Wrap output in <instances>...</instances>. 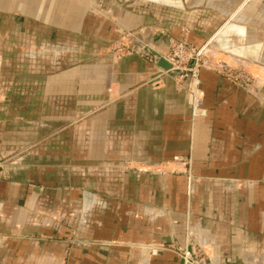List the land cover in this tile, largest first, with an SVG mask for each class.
<instances>
[{"label": "crops", "instance_id": "obj_1", "mask_svg": "<svg viewBox=\"0 0 264 264\" xmlns=\"http://www.w3.org/2000/svg\"><path fill=\"white\" fill-rule=\"evenodd\" d=\"M32 1L0 15V264H182L191 245L207 264H264V87L202 68L193 117L172 75L152 82L157 57L104 51L139 8ZM190 29L196 45L218 30ZM222 30L221 45L244 33Z\"/></svg>", "mask_w": 264, "mask_h": 264}, {"label": "rangeland", "instance_id": "obj_2", "mask_svg": "<svg viewBox=\"0 0 264 264\" xmlns=\"http://www.w3.org/2000/svg\"><path fill=\"white\" fill-rule=\"evenodd\" d=\"M25 1L27 0H0V15H6L10 11L12 13L22 11L20 8H23ZM45 1L33 0L31 6L37 8L51 6V3ZM82 1L85 4L89 3L91 9L99 13L118 15L120 14V7H126L127 9L137 7L143 12L140 15L150 16L154 14L157 19L151 20L145 16L142 24L132 29L120 31L104 51L116 57L137 54L152 59L155 56L152 52L153 43L158 38L163 39L167 44V51L165 54L160 55L169 64V67H163L160 64L161 73L152 79V82H159L161 80V78H158L160 75H172L177 88L185 91L188 97L190 77L194 72H197L200 90L204 93L203 108L205 92L201 85L200 72L202 68L215 70L233 84L240 85L255 95L263 90L264 0ZM122 3L125 6H120ZM80 7L85 6L81 4ZM167 16L170 17L168 19L171 22H178L179 30L177 34L169 28L171 24L165 23ZM4 18L5 16H2L1 20ZM187 24L201 25L202 28H207L212 32L221 25L222 28L220 27L214 33L209 31L208 34H212L208 41L202 45H196L190 38V28L193 25L189 27ZM230 24L240 25L244 28V33L241 36L236 33L230 34L226 38L225 45H221L218 37L223 32L222 29ZM186 73L189 76L182 78ZM235 76H239V78L235 80ZM246 78L251 80L248 81ZM188 162L186 167L189 170L191 168L190 159H188ZM204 259L206 260L205 255Z\"/></svg>", "mask_w": 264, "mask_h": 264}, {"label": "built area", "instance_id": "obj_3", "mask_svg": "<svg viewBox=\"0 0 264 264\" xmlns=\"http://www.w3.org/2000/svg\"><path fill=\"white\" fill-rule=\"evenodd\" d=\"M196 69L198 70V68ZM189 70L191 71V69ZM187 75L188 74L186 73L185 75L182 76V78H184ZM238 78L239 76L234 77L235 80H237ZM246 79L248 81L251 80L250 78H246ZM188 84H189L188 85L189 87L188 97H189L191 108L193 110V114H192L193 117L205 115L206 110L202 107L204 93L200 90V83H199L197 72L193 73V75L190 77V82ZM174 160L179 163H184L185 165L189 163L187 159H184L183 157H179V156L175 157ZM179 254L184 260L185 264H207L206 260L204 259L205 251L201 247L196 248L191 245L190 247L188 246V247L181 249L179 251Z\"/></svg>", "mask_w": 264, "mask_h": 264}, {"label": "water", "instance_id": "obj_4", "mask_svg": "<svg viewBox=\"0 0 264 264\" xmlns=\"http://www.w3.org/2000/svg\"><path fill=\"white\" fill-rule=\"evenodd\" d=\"M153 54L155 55V57H157L159 59V62L160 64L163 66V67H169V64L165 61V59H163V57L157 53L156 51H152ZM182 264H185L184 260L182 259Z\"/></svg>", "mask_w": 264, "mask_h": 264}, {"label": "bare ground", "instance_id": "obj_5", "mask_svg": "<svg viewBox=\"0 0 264 264\" xmlns=\"http://www.w3.org/2000/svg\"><path fill=\"white\" fill-rule=\"evenodd\" d=\"M166 73H168V72H166Z\"/></svg>", "mask_w": 264, "mask_h": 264}]
</instances>
